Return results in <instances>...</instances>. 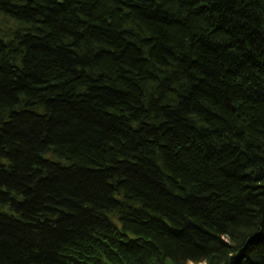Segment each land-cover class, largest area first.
<instances>
[{"label":"trees","instance_id":"obj_1","mask_svg":"<svg viewBox=\"0 0 264 264\" xmlns=\"http://www.w3.org/2000/svg\"><path fill=\"white\" fill-rule=\"evenodd\" d=\"M264 264V0H0V264Z\"/></svg>","mask_w":264,"mask_h":264},{"label":"rangeland","instance_id":"obj_2","mask_svg":"<svg viewBox=\"0 0 264 264\" xmlns=\"http://www.w3.org/2000/svg\"><path fill=\"white\" fill-rule=\"evenodd\" d=\"M189 264H195V263H189ZM200 264H206V263H200Z\"/></svg>","mask_w":264,"mask_h":264}]
</instances>
